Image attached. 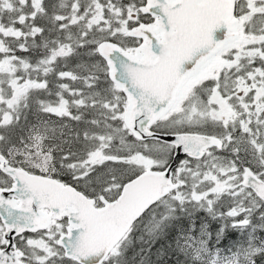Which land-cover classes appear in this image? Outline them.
<instances>
[{
	"label": "snow or ice",
	"instance_id": "obj_1",
	"mask_svg": "<svg viewBox=\"0 0 264 264\" xmlns=\"http://www.w3.org/2000/svg\"><path fill=\"white\" fill-rule=\"evenodd\" d=\"M0 264H264V0H0Z\"/></svg>",
	"mask_w": 264,
	"mask_h": 264
}]
</instances>
